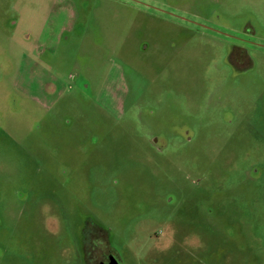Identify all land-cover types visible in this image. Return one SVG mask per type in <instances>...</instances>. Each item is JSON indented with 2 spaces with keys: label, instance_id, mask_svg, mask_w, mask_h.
<instances>
[{
  "label": "rangeland",
  "instance_id": "rangeland-1",
  "mask_svg": "<svg viewBox=\"0 0 264 264\" xmlns=\"http://www.w3.org/2000/svg\"><path fill=\"white\" fill-rule=\"evenodd\" d=\"M243 37L264 0H0V264H264Z\"/></svg>",
  "mask_w": 264,
  "mask_h": 264
},
{
  "label": "flooded vegetation",
  "instance_id": "flooded-vegetation-1",
  "mask_svg": "<svg viewBox=\"0 0 264 264\" xmlns=\"http://www.w3.org/2000/svg\"><path fill=\"white\" fill-rule=\"evenodd\" d=\"M253 30L251 27H246V29H244L242 35L247 36V35H253ZM222 35V34H220ZM224 45V44H223ZM264 50V44L262 42H258L255 40H250L248 38H244L241 39L240 42H237L235 44H233L232 46V51L234 52V55L231 56L233 62L237 65L240 64L239 58H241L243 61H245V63H247V66H249V56L250 53L249 52H255V51H262ZM237 62V63H236ZM242 63V62H241ZM245 63H242V67H246ZM113 255V253L110 252H106V253H102V264H111V256Z\"/></svg>",
  "mask_w": 264,
  "mask_h": 264
},
{
  "label": "water",
  "instance_id": "water-1",
  "mask_svg": "<svg viewBox=\"0 0 264 264\" xmlns=\"http://www.w3.org/2000/svg\"><path fill=\"white\" fill-rule=\"evenodd\" d=\"M111 264H121L120 263V261H119V259L116 257V255L115 254H113L112 256H111Z\"/></svg>",
  "mask_w": 264,
  "mask_h": 264
},
{
  "label": "crops",
  "instance_id": "crops-1",
  "mask_svg": "<svg viewBox=\"0 0 264 264\" xmlns=\"http://www.w3.org/2000/svg\"><path fill=\"white\" fill-rule=\"evenodd\" d=\"M44 95H46V94H44L43 91H42V93H41V97H42V99L44 98Z\"/></svg>",
  "mask_w": 264,
  "mask_h": 264
}]
</instances>
